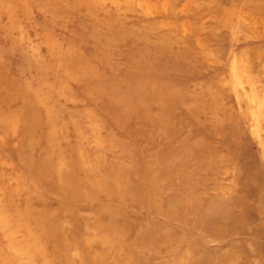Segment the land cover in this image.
Returning a JSON list of instances; mask_svg holds the SVG:
<instances>
[{"label": "rangeland", "instance_id": "374dc122", "mask_svg": "<svg viewBox=\"0 0 264 264\" xmlns=\"http://www.w3.org/2000/svg\"><path fill=\"white\" fill-rule=\"evenodd\" d=\"M0 264H264V0H0Z\"/></svg>", "mask_w": 264, "mask_h": 264}]
</instances>
